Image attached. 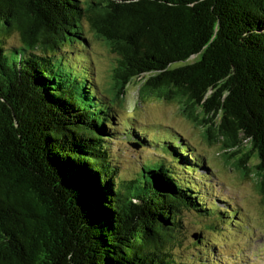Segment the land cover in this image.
Listing matches in <instances>:
<instances>
[{
	"label": "trees",
	"instance_id": "1",
	"mask_svg": "<svg viewBox=\"0 0 264 264\" xmlns=\"http://www.w3.org/2000/svg\"><path fill=\"white\" fill-rule=\"evenodd\" d=\"M93 38L115 56L107 87L77 51ZM134 80L144 100L179 102L228 160L240 154L264 193V0H0V264H224L202 259L206 229L189 248L203 251L182 255L183 212L217 220L208 231L226 213L229 234L255 230L214 210L206 175L189 179L211 167L183 136L120 175L119 135L161 142L137 129L136 105L122 116Z\"/></svg>",
	"mask_w": 264,
	"mask_h": 264
},
{
	"label": "rangeland",
	"instance_id": "2",
	"mask_svg": "<svg viewBox=\"0 0 264 264\" xmlns=\"http://www.w3.org/2000/svg\"><path fill=\"white\" fill-rule=\"evenodd\" d=\"M90 35L92 38L91 33ZM10 43H19L17 33H13ZM77 51L90 57L94 64L95 77L102 86H109L113 81L111 74L115 64V56L109 51L108 46L93 38L89 50L78 49ZM195 59L194 56L191 61ZM184 64V62H177L172 67ZM139 82V80H134L127 87V111L122 110V116L131 114L130 107L136 105V118L141 121L137 123V129L142 127V130H145L147 134L158 136L161 142L160 145L152 144L133 135H119L120 138L115 139L111 144V152L114 160H117L121 165L120 175L122 177L129 176L135 168L140 167L150 158H164L159 154L158 147L160 146L162 153L167 156V141L171 139L176 141L178 137H185L190 145H193V149L204 157L206 165L209 164L211 167L210 170L202 167L196 174L197 179L188 174L189 179L201 183L200 176L206 175L203 179L207 184H203L202 190L209 202L220 204L216 205L214 210L219 213L226 209L225 206L236 208L238 217L243 222L255 227V230L250 233L244 228L233 226L235 234H229L227 228L232 227L231 216L226 213L223 218L217 215L221 223H217L218 227L215 230L208 231L209 226L215 225L217 220L210 222V220L201 219V215L196 211L185 210L183 222L185 224L184 240L186 242L182 244V255L197 253L196 249L203 251L202 245L191 250L189 248L193 246L192 242L196 239L197 234L206 229L203 232L204 242L208 244L211 252L207 258L202 259L221 257L224 264H264V193L259 188L256 176L253 174L246 177L236 167L235 163L240 154L228 160L229 152L223 150L221 142L211 144L205 137V127L188 118L179 102L159 100L154 96L145 100L140 98ZM124 125L128 126L126 123ZM131 131L133 130L129 129L128 133ZM133 144H137L139 147L136 148ZM249 147L250 144H247L246 149ZM168 160L175 161L171 157ZM257 163V156L253 154L248 165L254 167ZM178 170L183 172L182 168ZM206 172L207 174H205ZM216 191L219 197L224 198L226 202L213 196V192ZM212 249L216 250V255L213 254ZM199 255L201 256V254ZM229 260L230 262H227Z\"/></svg>",
	"mask_w": 264,
	"mask_h": 264
},
{
	"label": "water",
	"instance_id": "3",
	"mask_svg": "<svg viewBox=\"0 0 264 264\" xmlns=\"http://www.w3.org/2000/svg\"><path fill=\"white\" fill-rule=\"evenodd\" d=\"M134 145V147H136V148H138L139 147V145H137V144H133Z\"/></svg>",
	"mask_w": 264,
	"mask_h": 264
}]
</instances>
